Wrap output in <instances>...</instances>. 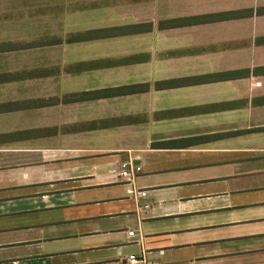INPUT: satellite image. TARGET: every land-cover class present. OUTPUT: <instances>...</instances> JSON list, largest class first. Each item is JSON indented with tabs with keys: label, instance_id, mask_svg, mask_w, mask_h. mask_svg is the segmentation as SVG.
I'll list each match as a JSON object with an SVG mask.
<instances>
[{
	"label": "crops",
	"instance_id": "1",
	"mask_svg": "<svg viewBox=\"0 0 264 264\" xmlns=\"http://www.w3.org/2000/svg\"><path fill=\"white\" fill-rule=\"evenodd\" d=\"M58 1L0 41L53 43L0 53V264H264V0Z\"/></svg>",
	"mask_w": 264,
	"mask_h": 264
},
{
	"label": "rangeland",
	"instance_id": "2",
	"mask_svg": "<svg viewBox=\"0 0 264 264\" xmlns=\"http://www.w3.org/2000/svg\"><path fill=\"white\" fill-rule=\"evenodd\" d=\"M29 1L32 4L27 6V9L24 10L25 13L22 16H20L19 18L16 17V19L14 20L0 23V41H23L26 39L28 40L35 37H40V35H43L45 33L64 36L65 33L68 32L67 30L70 26L67 21L68 18L57 15H36L37 13L33 11L36 8H46V6L48 5H54L59 2L58 0ZM16 2L17 4L9 0H0V12H4V14H7L8 11H14L15 14L19 15L20 10H22V7H24L20 5L24 2L22 0H17ZM14 5H16L17 7H14ZM27 10H31V12L26 13ZM120 45L121 43H118L117 41H114L112 43H99L97 44V51L101 55L106 53L118 54L123 51ZM66 51V47L60 46L59 48L54 47L46 49L44 51L36 52L34 53V55L32 53L28 55L24 53L21 57L18 56L17 61H14L13 63H16V66H18V68L26 66L27 64L30 66V64H33V62L36 63V61H34L36 59H42L47 64H53L55 62H59L60 60L66 61L68 57ZM35 56L36 58H34ZM13 63L12 61H9V64L12 67L13 65L11 64ZM257 85H259V83Z\"/></svg>",
	"mask_w": 264,
	"mask_h": 264
},
{
	"label": "trees",
	"instance_id": "3",
	"mask_svg": "<svg viewBox=\"0 0 264 264\" xmlns=\"http://www.w3.org/2000/svg\"><path fill=\"white\" fill-rule=\"evenodd\" d=\"M257 13L259 15H264V9L258 10ZM119 32H124L125 30H118ZM115 33H109L108 31L102 30L100 32H94L91 36H78L75 38H72L71 41H84L89 39H96L99 37H107L110 35H116L118 32L114 31ZM127 31H125L126 33ZM52 45L51 42H35V43H24V44H3L0 46V53L4 52H10V51H19V50H25L35 47H41L44 45Z\"/></svg>",
	"mask_w": 264,
	"mask_h": 264
},
{
	"label": "built area",
	"instance_id": "4",
	"mask_svg": "<svg viewBox=\"0 0 264 264\" xmlns=\"http://www.w3.org/2000/svg\"><path fill=\"white\" fill-rule=\"evenodd\" d=\"M119 175H120V177L124 178L125 180H130V181L132 180L131 163L130 162L123 163L121 165V172H120ZM142 196H145V193H143ZM148 208H149L148 205L144 206V209H148ZM128 235L129 236H133V232H128ZM127 261L130 264H135V263H138V262H141L142 264H156V263H153V262H147L144 257L139 260L133 255L130 256Z\"/></svg>",
	"mask_w": 264,
	"mask_h": 264
}]
</instances>
